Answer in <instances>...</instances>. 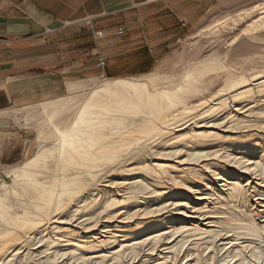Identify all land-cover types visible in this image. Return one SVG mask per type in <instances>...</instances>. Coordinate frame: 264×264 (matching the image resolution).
<instances>
[{"label":"rangeland","instance_id":"1","mask_svg":"<svg viewBox=\"0 0 264 264\" xmlns=\"http://www.w3.org/2000/svg\"><path fill=\"white\" fill-rule=\"evenodd\" d=\"M165 50L156 67L146 74L125 78L87 79L72 84L70 94L63 98L17 110L18 126L27 128L31 134L32 148L29 156L52 141L44 139L45 135L53 132L46 122V117L63 104L68 103L55 117L56 120L60 117L69 120L73 118L82 101L108 80H138L148 75H157L163 79L159 85L166 87L170 85L165 82L166 79L183 80L190 69L201 66L208 60H215L219 65L203 77L206 80L212 78L209 83L210 90L213 94L220 95L214 100L209 97L203 100L194 97L192 102L195 110L185 121L170 128L171 133L182 134L197 129L199 132H211L224 139L264 136V100L259 101L258 98H250L248 95L240 100L234 97L248 89H256L258 96V87L264 84V78L254 79L256 74L264 72V0H219L199 25L190 29L183 38ZM230 74L235 75L232 80L245 76L250 83L246 88H238V91L222 92ZM205 100L210 102L202 107L201 104ZM222 100H226L228 104L220 107ZM214 109L216 110L212 113ZM160 142L162 140H151L135 149L125 157L126 164L130 168L138 166L142 161L152 165L161 163L170 169L178 183L170 181L171 175L161 180L148 177L153 183L158 184L156 186L159 188L158 191L153 193L156 188L153 187L144 194L138 193L129 197L128 187L119 185L122 180L120 181L116 174L122 176L124 180H130V184L140 181L135 178L140 171L122 174L120 169L118 171L116 168L112 171L107 169L99 173L97 188L104 189L105 193H109L108 200L115 198L117 204L102 214L101 210L95 208L94 215L88 211L68 213L65 210L60 212L61 215H54L48 226L51 229L57 227L58 230L50 229L43 236L33 237L29 248L26 244L20 246V248L26 246L22 252L25 251L26 254L30 249L36 264H46L48 258L56 253V245L49 243L51 241L49 239H52L61 241V245L58 246L62 248L61 253H65L63 258L53 264H229L230 261L236 264H264V175L257 177H253L252 174L242 175L237 182H231L244 188L241 193L246 201L244 203L229 198L228 193L220 195L219 193L230 187L223 179L215 181L216 177H212V187V184L204 183L203 188L194 189L188 183L195 179V173L199 171L210 173L209 168L205 167L206 164L225 163L223 160L227 149L218 153V148L214 144L195 148L171 142L163 146L166 149L162 155L157 147ZM183 147L202 149V153L210 156L200 159L197 163L187 157L188 152L182 149ZM176 150L180 152L172 156L171 152ZM262 150L264 146L255 152L252 161L261 167L264 165L260 159L264 154ZM22 164L3 169L0 189L5 184L7 186L13 184L14 172ZM237 165L244 169L241 163ZM228 167L233 169L234 165ZM242 169L240 170H245ZM250 177L252 184L249 186L247 179ZM185 181L188 185L184 183ZM182 184L190 186L192 191L186 190V193L189 194L188 198L192 203L189 205L186 202L176 203L178 199L167 201L163 197L167 194L163 188L180 187ZM171 216L176 221L170 226H161L142 235L120 238L113 242L121 229L126 230L138 223L168 219ZM89 228L91 229L87 230ZM71 230L81 237L80 240L92 241L96 243L95 245L104 241L105 247L95 251L82 248L81 252L68 249L67 246L72 243H69L67 238H59L57 235ZM39 239L42 242H38ZM13 255L14 252L11 256ZM10 258L5 262L7 263Z\"/></svg>","mask_w":264,"mask_h":264},{"label":"bare ground","instance_id":"2","mask_svg":"<svg viewBox=\"0 0 264 264\" xmlns=\"http://www.w3.org/2000/svg\"><path fill=\"white\" fill-rule=\"evenodd\" d=\"M218 65L219 63L215 60L205 61L201 66L190 69L183 80L166 79L165 82L170 84L166 87L159 85L163 79L157 75H148L138 80H108L82 101L70 120L62 117L55 119L68 103L63 104L53 114L47 115L46 122L53 132L45 135L44 139L48 142L52 141L38 148L24 161L14 172V181L11 186L5 184L0 189V264H36L30 249L26 254L22 250L26 246L28 248L31 246L29 243L33 237L43 236L51 229L48 224L54 215L58 216L64 210L68 213L88 211L94 215L95 208L101 210L102 214L117 204L115 198L108 200L109 193L97 188L99 173L107 169L112 171L115 168L117 171L120 169L122 174L140 171L135 177L140 181L130 184V180H124L122 176L116 174L117 178L122 180L119 185L128 187L129 197L138 193L144 194L158 185L148 177L161 180L165 176H172L170 169L161 163L152 165L142 161L138 166L130 168L126 164L127 155L151 140H162L157 145L162 155L166 149L163 146L171 142L183 143L186 147L195 148L214 144L218 148V153L227 149L223 160L225 163L206 164L205 167L209 168L210 173L196 172L194 180L184 183L191 185L194 189H201L204 183L212 184V177H216L215 181L223 179L230 188L219 194L228 193L229 198L237 199L240 203L246 202L241 194L244 188L231 182H237L243 177L242 175L252 174L253 177L264 175V165L261 167L252 163L255 152L264 146V136H262L263 139L256 135L240 139H224L211 132H199L197 129L182 134L170 131V128L185 121L195 110L194 102H192L194 97L199 100L208 97L214 100L220 95V93L213 94L210 90L209 83L212 78L206 80L203 77ZM263 75L264 72L261 71L254 76V79L264 78ZM233 76L235 75L228 76L222 92L238 91V88H246L250 83L245 76L232 80ZM183 81L185 84H182ZM205 91L207 92L204 93ZM255 91L256 89H248L240 94L237 93L234 97L240 100L248 95L250 98H258L259 101L264 100V84L258 87V96ZM209 102L205 100L201 106L204 107ZM227 104L226 100H222L220 107ZM201 150L186 149L187 157L199 163L200 159L210 156L202 153ZM178 152L180 150L173 151L171 155ZM260 159L264 163V154ZM240 163L244 165L246 171L237 165ZM231 164L234 165L233 169L228 167ZM250 179L251 177L247 179L249 186L252 184ZM170 181L178 183L173 176ZM179 186L161 188L167 192L163 197L167 201L178 199L176 203L186 202L189 205L192 202L186 190L192 191L190 186L183 184ZM208 187L211 189L210 186ZM158 189L154 188L153 193ZM174 221L176 220L171 216L168 219L138 223L133 228L119 230V236L113 242L120 238L136 237L161 226H170L174 224ZM57 230V227L51 229V231ZM57 237L67 238L68 242L72 243L67 246L68 249L80 252L82 248L95 251L105 247L104 241L95 245L96 243L92 241L80 240L81 237L74 230L65 231ZM49 240H51L49 243L56 245V253L48 258L46 264L57 263L65 255L61 253L62 248L58 246L61 245V241ZM38 242H42L41 239ZM23 244L26 246L20 248ZM13 252L14 255L11 256ZM9 257L11 258L6 263L5 260ZM229 264H236V262L230 261Z\"/></svg>","mask_w":264,"mask_h":264},{"label":"crops","instance_id":"3","mask_svg":"<svg viewBox=\"0 0 264 264\" xmlns=\"http://www.w3.org/2000/svg\"><path fill=\"white\" fill-rule=\"evenodd\" d=\"M218 1L0 0V177L31 153L17 110L63 98L80 81L150 72Z\"/></svg>","mask_w":264,"mask_h":264},{"label":"built area","instance_id":"4","mask_svg":"<svg viewBox=\"0 0 264 264\" xmlns=\"http://www.w3.org/2000/svg\"><path fill=\"white\" fill-rule=\"evenodd\" d=\"M118 34H119V35H123V34H124V30H123V29H120V30L118 31ZM99 35L102 36V33L100 32ZM104 64H105V60L102 59V60L100 61V65H101V66H104Z\"/></svg>","mask_w":264,"mask_h":264}]
</instances>
